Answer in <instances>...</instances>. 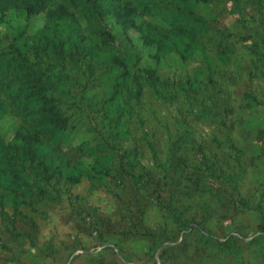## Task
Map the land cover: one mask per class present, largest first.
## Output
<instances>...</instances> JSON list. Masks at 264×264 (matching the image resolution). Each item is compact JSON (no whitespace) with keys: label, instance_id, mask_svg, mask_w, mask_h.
I'll use <instances>...</instances> for the list:
<instances>
[{"label":"rangeland","instance_id":"1","mask_svg":"<svg viewBox=\"0 0 264 264\" xmlns=\"http://www.w3.org/2000/svg\"><path fill=\"white\" fill-rule=\"evenodd\" d=\"M53 1L38 16L29 17L15 10L0 14V52H11V43L19 36L32 45V39L45 37L41 32L47 26L51 41L65 42L67 63L63 70L57 67L54 51L45 52L46 42L37 53L40 58L51 57L44 64L52 68L43 70L55 79L60 77L58 89L69 91L62 99L71 117L66 134L57 143L44 140L35 146L42 166L48 167L47 175L40 168L42 176L46 175L40 186L36 184L32 190L34 181L29 170L18 184L1 186L0 181V264H161L160 260H165L164 264H264V221L260 213L239 210L229 195L214 185L197 190L186 180L187 167L201 154L196 138L177 144L175 154L179 160L175 159L169 172L168 195L175 198V207L186 220L197 219L205 208L208 220L203 230L166 227L159 203L146 196L138 207L129 180L119 178L124 177L119 152L141 150L144 158L140 164L153 165L149 151L137 140L141 129L148 131L155 126L173 131L184 114L176 102L146 95L143 114L148 123L145 129L136 123L130 111L124 109L123 96L128 87L134 90L131 80L137 69H154L162 80L171 83L191 79L210 84L209 75L236 77L237 87L229 98L233 139L244 153V173L238 174L240 189L244 197L256 203L258 197L264 199V105L244 99V89L250 88L257 100L264 102V80L250 79L253 57L242 42L233 48L228 65H221L215 58L223 33L240 34L230 1L196 5L195 12L210 23L211 29L201 39L204 46L186 60L175 51L165 53L161 48L166 25L148 12L151 5L141 9L136 0H126L135 12L129 19L130 26H118L111 13L102 23L105 34L74 11V16L65 21L52 20ZM45 53L50 56L45 57ZM56 68L63 74H56ZM209 92L212 95V90ZM10 94L7 88L0 91V141L16 147L27 125L22 115L12 112ZM119 118L121 135L108 146L106 140L112 138V125ZM195 123L197 133L209 134L214 129L209 123ZM183 131L177 132L176 139ZM123 181L130 188L124 190ZM116 192L130 205L128 211ZM133 214L137 215L135 225L129 218ZM203 233L211 234L212 240L202 238ZM160 238L172 248L154 258L151 247ZM233 240L237 241L238 251H224L225 243Z\"/></svg>","mask_w":264,"mask_h":264},{"label":"trees","instance_id":"2","mask_svg":"<svg viewBox=\"0 0 264 264\" xmlns=\"http://www.w3.org/2000/svg\"><path fill=\"white\" fill-rule=\"evenodd\" d=\"M49 1L0 0V14L6 15L10 10H15L25 13L29 17L38 16L46 10ZM224 1L171 0L170 3H160L157 0H136L135 2L141 9L149 8L148 5H151L148 12L159 16V22L166 25L164 28L166 36L160 41L161 48L163 46L165 49L164 52L175 51L181 55L183 60H186L204 46L201 39L211 29L210 23L195 12L196 5ZM227 1H230L231 4V14L238 18L240 34L227 35V33H223L221 35L220 47L215 52L216 61L221 65H228L232 60L233 48L242 42L248 54L253 57L250 79L264 80V0ZM53 6L50 14L52 20L65 21L73 17L74 12H77L88 21L91 27H98L105 34H107L106 29H102V23L108 14L113 13L115 23L123 29H128L129 19L135 13L134 8L126 0H54ZM49 30L50 27H45L41 32L45 37L32 39V45L29 44L28 39L21 40V36L16 37L11 43V52H0V91L7 88L11 92L10 108L17 115H22L27 125L22 135V142L16 147H14L15 145L10 147L0 141L1 186L18 184L26 170L31 171L29 177L34 181L32 190L36 184L40 186L48 174V167L42 166L43 160L39 159L35 146L44 140L57 143L64 137L69 126L71 117L67 113L62 99V95L69 91L58 89L60 77L57 76L55 79L53 75L44 73L43 68L48 71L52 68L51 64H44L45 60H51V57H46L50 55L45 53L46 58H40L37 53V49H42V42H46L45 52L52 49L57 56V67L60 70L66 68L65 42L51 41ZM179 42L184 45H178ZM53 44L54 47L51 48ZM160 52L159 48V54ZM29 53L37 60L33 61ZM214 68L216 69V67ZM211 71L214 75L215 70L211 69ZM231 73L233 74V72ZM56 74L62 75L63 71L57 72L56 68ZM132 75L131 83L134 90L129 87L126 89L123 96L124 109L127 108L132 114V119L135 118V122L144 129L148 123V118L143 114L146 95H150L155 100L176 102L179 104L178 110L184 113L173 131L164 130L165 128L162 126V128L154 126L148 131L141 129L137 140L149 151L152 167L140 164L144 158L140 153L141 150L134 149L130 153L119 152L117 155L119 166L124 174V177L120 176L119 178L129 180L133 188L130 191L138 207L141 206L143 198L147 196L151 200L155 199L164 210L166 227H176L179 230L192 228L203 230L202 227L208 220L206 209H203V213L197 219L186 220L183 213L175 207V198L168 195L169 172L172 170L171 166L175 159L179 158L175 154L177 144H182L183 140L186 142L195 141L194 138H196L199 140L197 145L201 154L199 159L187 167L189 172L184 174L186 180L197 190L204 185H214L218 189L220 188L229 195L236 208L241 211L255 210L260 213L264 221L263 197H258L257 203L251 198L244 197L238 180V174L244 173V153L233 139L231 124L233 106L229 98L237 87L236 77L228 78L220 75L214 78L209 75L210 84H208L191 79L185 83H171L162 80L157 71L151 68H139ZM65 76L69 78L68 73H65ZM4 80H7L8 83H5ZM210 90H212V95L209 96ZM244 99L248 100L250 104L256 102L257 105H264V102L257 100L254 90L250 88L244 89ZM120 120L121 118L117 119L115 125L111 126L112 138L106 140L108 146H111V142L121 135L123 126L120 125ZM194 122H201L204 125L209 123L208 126L214 129L209 134L197 133L196 126L198 124H194ZM180 129L184 131L176 139V134ZM24 166L25 168L22 169ZM41 167L43 172H46L45 176H42ZM123 184L125 186L124 181ZM225 184L231 187H225ZM154 187L155 189H153ZM128 188L130 187L126 185L124 190ZM42 189L44 190V188ZM42 189L39 188L40 192H44ZM116 196L120 202L125 204V209L128 211L130 205L124 202V196L118 192H116ZM206 206H208L207 203ZM124 217L127 218L125 215ZM129 218L135 225L137 215L133 214ZM99 221L102 224L103 220ZM262 229L264 231V228ZM202 236L208 242L212 240L211 234L203 233ZM170 248L172 246L160 238L153 242L151 254L155 258L157 253L161 251L166 253ZM222 248L227 252L231 249L237 252L239 246H237V241L233 240L226 242ZM159 262L164 264L165 260Z\"/></svg>","mask_w":264,"mask_h":264}]
</instances>
